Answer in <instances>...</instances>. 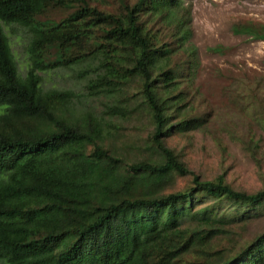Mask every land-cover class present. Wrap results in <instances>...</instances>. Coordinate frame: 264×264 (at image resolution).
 Segmentation results:
<instances>
[{
    "label": "trees",
    "instance_id": "obj_1",
    "mask_svg": "<svg viewBox=\"0 0 264 264\" xmlns=\"http://www.w3.org/2000/svg\"><path fill=\"white\" fill-rule=\"evenodd\" d=\"M188 13L184 0H0V264H264V225L239 230L264 210V187L203 178L166 142L203 120L181 112L196 63ZM3 23L27 29L24 74ZM233 30L264 39V23ZM91 62L88 93L133 102L151 154H119L105 118L42 85L38 70ZM174 174L191 177L168 190Z\"/></svg>",
    "mask_w": 264,
    "mask_h": 264
},
{
    "label": "rangeland",
    "instance_id": "obj_2",
    "mask_svg": "<svg viewBox=\"0 0 264 264\" xmlns=\"http://www.w3.org/2000/svg\"><path fill=\"white\" fill-rule=\"evenodd\" d=\"M184 3L189 6L190 29L184 46L194 48L196 63L181 112L189 110V114H198L203 120L178 130L174 127L166 142L201 177L223 174L235 188L255 191L264 187L263 113L254 101L264 103V39L248 32H235L233 26L264 23V0H184ZM3 27L17 68L24 74L28 65L27 29L18 24L3 23ZM214 46L220 49H212ZM178 56L185 57L179 53L173 59ZM94 69L95 62H91L38 73L44 87L72 90L75 94L71 106L77 111L105 118L111 131L109 142L119 154L131 158L151 154L146 142L151 129L148 117L136 111L133 102L124 101L119 94L88 93L87 79L94 75ZM112 103L126 104L135 111L109 115L105 112L106 105ZM190 177L174 174L167 183L168 190L184 187ZM220 206L222 210L228 207L227 203ZM242 223L239 230L245 235L261 229L264 210Z\"/></svg>",
    "mask_w": 264,
    "mask_h": 264
}]
</instances>
